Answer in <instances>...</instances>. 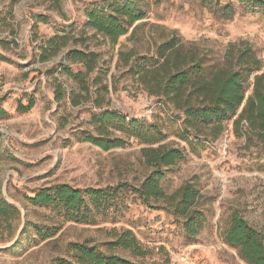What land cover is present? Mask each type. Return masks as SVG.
I'll return each mask as SVG.
<instances>
[{
  "label": "rangeland",
  "instance_id": "374dc122",
  "mask_svg": "<svg viewBox=\"0 0 264 264\" xmlns=\"http://www.w3.org/2000/svg\"><path fill=\"white\" fill-rule=\"evenodd\" d=\"M104 2L0 0V99L8 113L0 119V197L25 216L22 234L11 235L0 221V264L72 261L69 251L77 243L143 264H246L220 233L233 212L264 233V151L237 137L233 121L215 142L185 141L182 117L140 89L120 53L134 50L151 56L161 37L176 32L187 46L202 50L208 65L222 63L229 45L244 41L264 62V6L229 0H144L147 16L138 23L136 36L130 40V33L112 45L85 27V9ZM229 4L231 15L223 10ZM57 36L71 39L57 55L43 60L45 43ZM72 49L99 56L95 72L86 79L90 94L81 92L78 82L64 72L66 67L74 74L85 72L67 60ZM102 85L109 92L102 93L104 103L98 109L96 92ZM58 87L64 93L60 103L55 101ZM73 94L78 105L71 100ZM31 99L30 111L18 110ZM103 111L157 123L166 136L163 144L186 152L185 160L164 169L161 186L170 194L190 182L201 191L207 222L199 235L188 237L172 215L147 207L127 190L89 224L28 202L38 190L57 185L106 189L144 180L149 172L141 154L144 145L130 140L124 148L103 151L80 140L93 132L92 116ZM124 231H132L148 251L145 260L111 249L115 236Z\"/></svg>",
  "mask_w": 264,
  "mask_h": 264
},
{
  "label": "trees",
  "instance_id": "16d2710c",
  "mask_svg": "<svg viewBox=\"0 0 264 264\" xmlns=\"http://www.w3.org/2000/svg\"><path fill=\"white\" fill-rule=\"evenodd\" d=\"M229 1L264 6V0ZM232 8V4H229L223 10L231 15ZM146 16L144 0H105L101 7L85 9V27L110 44L117 45L121 38L130 33L132 40L139 29L138 23ZM70 39L68 36L50 39L44 45L42 59L48 60L57 55ZM201 52L198 47L187 46L178 33L172 32L155 43L151 56H140L131 50L121 52L120 58L142 91L182 117L185 141L203 139L215 142L224 134L226 124L233 121L237 137L244 138L248 146L255 143L264 151L263 60L245 41L229 45L224 61L215 65H208ZM66 57L72 64L81 65L85 72L74 74L68 67L64 72L78 82L81 92L90 94L86 79L95 72L99 56L72 49ZM108 92V86L104 85L97 90L96 108L102 109V93ZM63 97V88L58 87L55 101L60 103ZM76 97L71 95L74 105L79 104ZM3 101L0 99V119L8 115ZM33 107L34 101L31 99L27 106L19 105L18 110L26 113ZM91 125L93 132H86L80 140L103 151L124 148L130 140L144 145L141 154L149 169L144 180L136 186L120 185L106 189L82 190L57 185L38 190L33 196L27 197L28 202L34 207L59 210L67 220L89 224L98 215L113 208L120 192L127 190L147 207L172 215L188 237L199 235L207 222V214L202 209L204 197L201 191L190 182H185L170 194L161 186L164 169L186 158L184 150L163 144L166 136L162 127L145 120H128L111 111L94 114ZM24 219L20 208L0 197V221L7 225L11 235L21 230V221ZM24 231L22 229L21 234ZM220 235L224 243L235 249L246 264H264V233L251 226L239 213H232ZM110 247L129 251L141 260H145L148 255L132 231L116 235ZM69 252L73 254L72 261L62 259L60 264H143L79 243L73 244Z\"/></svg>",
  "mask_w": 264,
  "mask_h": 264
}]
</instances>
